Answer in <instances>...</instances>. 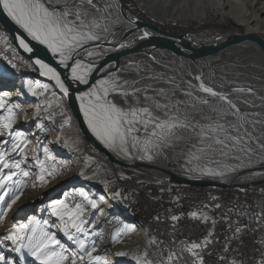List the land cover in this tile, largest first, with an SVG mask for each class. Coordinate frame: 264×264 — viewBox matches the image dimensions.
<instances>
[{
	"label": "bare ground",
	"instance_id": "6f19581e",
	"mask_svg": "<svg viewBox=\"0 0 264 264\" xmlns=\"http://www.w3.org/2000/svg\"><path fill=\"white\" fill-rule=\"evenodd\" d=\"M122 1L125 4L124 0ZM137 1L138 6L142 11H145L147 17H151L159 23L171 25L174 24L175 14L173 12V7L175 5H190L193 3L195 4V2H208L207 0H174V4H168L165 8L158 0H150V2L149 0ZM98 2L101 6H103L104 3L112 6L113 20L109 21L112 34L107 35V42L101 44L99 49L95 48V42H91L87 46L88 50L95 52L94 56L88 57L87 52L80 53L79 58L81 60L86 63L91 61L94 65L93 72L89 78L93 76L98 63L108 53L122 50L123 47H120L121 44L126 48L133 46L134 48H140L139 51H133L123 56L116 66L114 64L108 68H104L101 71L102 77L100 78L112 76L118 78L121 83L127 81L132 87L148 89L146 93H136V99H133L131 95L128 96L127 100L129 104L138 107H148L155 116L163 117L164 110L158 109L155 102L158 100L161 102L166 101L164 97L158 95L154 90L163 89L165 96L171 97L173 101L188 100L189 98L184 95V91L193 90V88L197 89L194 91V96H205L206 94L198 91V85L201 81H197L195 77L200 76L202 82L206 86H210L217 91L230 93L229 99L234 100L242 112L258 113L259 115L252 119L262 122L255 125V131L249 126V131L252 132L254 137V142L250 145L254 150L252 153L221 150L217 148L215 152L197 153L201 156V159L199 161L193 160L191 165L187 163L189 148L191 145L196 144L198 139L196 134L192 131H180L178 135L181 138L176 140L172 147H166L154 153V159L152 161L125 158L117 152L106 148L99 140L98 141L117 159L131 165L130 168L134 169L131 171L134 172L137 177H139V174H143L145 178L153 176L161 179L163 174L160 170H165L189 179L206 180L229 185L236 184L242 185L243 187L246 185H258L260 183L264 187V149L260 147V145H264V55L261 50L253 43L236 44L210 57L190 62L188 59L177 57L168 51L151 48L137 34L121 41V37H123L127 31L131 32V24L126 21L118 4L114 0H98ZM217 2L222 11H225L229 16L236 17L238 20H234V22L245 28L242 33L236 30L226 32L252 34L264 42V0H217ZM125 6L128 8L126 4ZM130 11L133 12L132 10ZM135 15L138 16L137 14ZM143 21L150 26L158 28L149 23L148 20ZM188 33H190L188 37L175 41V46L182 52L192 53L194 49L215 42V36L211 30H200ZM7 38L8 37H6V39ZM7 42H9V40L5 43ZM36 43L38 44V42ZM40 46L47 51L43 45ZM50 55L52 56L51 53ZM34 61L35 58L32 59V62ZM54 62L58 64L56 59H54ZM60 69L58 73L65 83L71 86L78 83L70 79V69L63 66H60ZM34 70L35 72L31 73V75L25 73V76L20 77L4 76L0 74V101L6 104L4 109H0V117L7 115L8 107L13 108L15 120L12 125V131L13 133L20 132L27 141L26 155L28 160L25 169H28L30 172L28 177H21L26 179L29 186L21 196L20 202L10 211V213H12L17 207L20 208V210L14 213L13 219L17 222H13V225H17L19 224L18 221L23 220L25 221H23L22 224H29L30 218L32 221H40L41 218L43 220L56 219L57 217L51 215V209L49 207L52 201L59 200V193L54 192L61 186L67 187L62 193L61 199L67 196L68 202L72 204L73 202L82 201V197L79 196V190H83L91 199L97 201L100 209H103L102 213L91 208H88L85 212L86 214H91V212L96 214V216L93 217V224L96 225L99 222L101 226L96 234L108 239V242L102 245L109 246L115 244L112 249L114 254L118 251L126 253V255L122 257L116 256V258H120L119 260H115L117 264H135L133 257L141 255L146 248L148 254L151 256L154 254V250L147 240V233L140 226L132 223L123 212L122 214L125 218L117 216L120 214L114 213L115 210L113 211L112 209L114 202L106 197L108 194V187L105 185L108 184V181L105 172H103L101 167L96 163H93V165L86 163L83 157L84 154H82L86 150V142L78 129L77 122L74 120L67 106L64 94L55 86L54 81L40 74L39 66L36 65ZM96 82L94 84H96ZM90 87L81 92L87 91ZM249 87L253 89L254 94L249 95L232 91L234 88ZM41 89L49 91V93L44 99L40 100L38 99V90ZM29 92L37 93V95L31 96ZM4 93L8 95L5 96ZM146 97L148 98L146 99ZM110 98L117 104L125 106L124 97L113 93ZM209 99L211 101L210 105H197L192 107L181 103L179 105L180 111L189 118L204 122L202 120L204 117L216 118L218 113L212 111V108H216L219 112H226L229 110L228 106L223 102H219L210 97ZM242 101H248L249 103L245 104ZM77 102L80 108V102ZM249 104H255L256 107H250ZM60 108L71 116L69 123L71 133L69 135L62 134L57 130L55 120L48 121V115ZM17 112H21V114L17 115ZM81 115L87 126L82 112ZM32 119H36L37 123L35 128L30 132L28 131L27 120L32 121ZM226 120L233 121L234 118L229 115L226 117ZM44 136L49 138H46L47 142L44 147H47L49 153L55 158L54 161L56 163L54 166L57 169L58 177L49 178V183L47 182L44 184L42 189H38V186L32 188L34 182L38 183L37 176L40 174V169L36 164L35 157H41L40 155L44 154V147L41 154L36 151V148L38 142H40ZM5 141L7 142V149L10 150L11 140L8 132L5 133L4 137H0V152L6 150ZM58 143H62L65 147L62 148ZM222 151L226 154H222ZM68 154L69 156L65 157ZM18 155L19 154L14 155L13 159L17 161L20 160L21 157L18 159ZM135 155L137 154L134 152L133 156ZM233 157H239V159H234ZM226 165L236 167L237 170L235 172H226V175L223 177H211L202 175L199 171L193 172L189 170L190 167H210L213 169L226 170ZM117 168L121 172L119 173L116 170L119 177L127 176L119 166H117ZM59 182L61 184H59ZM51 195L50 201L47 200ZM101 197H103V199H101ZM166 211L170 216L185 215V208L168 207ZM228 214L230 217H235V210H228ZM104 217H107V219H104ZM127 226L133 227L134 230L127 234H121L120 229ZM94 228H96V226H94ZM174 228H182V219L174 221ZM114 237H119V242H117ZM226 238H229V231L218 232V239ZM174 241L178 247H182L185 244L184 239H179L176 233H174ZM71 246L75 247L74 245ZM7 251L11 256L12 264H20L18 258L21 259V262H24L23 259L27 253L26 249L20 252L13 251L12 249ZM68 252H71L69 248ZM202 256L204 264L208 263V256ZM237 262L240 264L241 260H237Z\"/></svg>",
	"mask_w": 264,
	"mask_h": 264
},
{
	"label": "snow or ice",
	"instance_id": "6c2138e0",
	"mask_svg": "<svg viewBox=\"0 0 264 264\" xmlns=\"http://www.w3.org/2000/svg\"><path fill=\"white\" fill-rule=\"evenodd\" d=\"M0 12L6 14L23 33L27 34L31 40L43 45L52 57L57 60L58 65L70 69V79L79 84L88 85L89 77L93 72L94 65L91 61L87 63L79 58L81 52H87L88 57L95 55L94 51L88 50V45L95 42V48L107 42V35L111 33L109 21L113 20L112 6L104 3L100 5L98 0H0ZM133 23V21H129ZM150 34L144 32L141 38H146ZM19 46L28 53L33 52V48L25 42V39L17 37ZM124 47V45H120ZM34 64L39 66L40 74L49 77L55 82V86L64 94L69 96L70 86H66L61 75L56 68L37 58ZM13 67L16 65L13 64ZM198 91L206 94L205 96H194L193 90L184 91V95L189 99L185 101H173L171 97H166L164 90H154L158 95L165 98L166 102L156 101V107L164 110L163 117L155 116L148 107H138L128 103L127 97L132 96L136 99V93L147 92V88H135L127 81L121 83L118 78L109 76L99 79L87 91L81 92L76 96L80 102V110L84 120L92 134L106 148H109L125 158H136L140 160L152 161L154 153L166 147H172L174 142L181 137L178 133L182 130L192 131L197 136V143L191 145L188 152L187 163L192 164L193 160L199 161L201 156L197 153L215 152L217 148L221 150L252 153L250 147L254 142L249 126L255 131V125L261 121L252 119L258 113H244L238 104L229 99L230 93L214 90L206 86L200 76H196ZM135 83V82H134ZM233 92L254 94L253 89L234 88ZM116 93L124 97L125 106L114 102L110 96ZM35 94V93H34ZM7 96V93H4ZM210 98L223 102L228 106V111L219 112L216 108L211 110L217 112L216 118L204 117L201 122L189 118L181 113L179 105L195 107L197 105H210ZM148 97H146L147 99ZM248 104V101H242ZM256 107L255 104H249ZM6 104L0 101V109H4ZM232 116L233 121L226 120L227 116ZM15 120L13 108H7V115L0 117V137L5 133L11 140V149L0 152V222L7 215L8 210L20 199L21 190L25 181L18 177H28L30 172L22 165L27 163V141L20 132L12 131ZM67 123V121H65ZM39 127V126H38ZM264 149V145H260ZM137 155L133 156V153ZM11 153V154H10ZM19 154L20 160L13 159L14 155ZM222 154H226L223 153ZM45 159L35 157L36 164L39 166L40 174L37 181L40 186L48 182L49 178L55 177L57 169L54 166L46 167V162L54 161V157L44 147ZM239 159V157H233ZM226 170L213 169L210 167H190L189 170L199 171L202 175L211 177H223L226 172H235L236 167L225 166ZM37 183H33L36 187ZM107 187V184L105 185ZM121 193L113 192V198L120 196ZM82 201L68 202L67 196L64 199L52 201L49 205L51 215L60 221L59 232L75 244L76 250L68 255V248L65 247L54 232L48 220L32 221L29 224L13 225L4 239L11 241L13 251L20 252L27 250L29 256L34 260V264H110V261L96 252L95 244L88 246L85 238L89 235L87 225L90 221L85 217L88 208L103 212L98 207L97 201L91 199L86 192L79 190ZM103 199V197H101ZM213 199H216L213 197ZM86 202V203H85ZM207 208V205H205ZM215 208L219 210L220 204ZM231 211V210H230ZM94 214V213H93ZM238 216L243 215L237 210ZM193 218H198V213L193 211L190 214ZM202 219L207 221L210 217L207 214H200ZM223 218L232 229L233 222L228 213L222 214ZM259 223L264 220V212L254 214ZM158 219V217H157ZM173 221L178 220L177 216H172ZM251 219V217H250ZM215 223V221H213ZM247 225L241 227L237 222L232 237L226 238L228 243L220 256L219 264H238L236 259L228 260V253L233 251L231 241L241 239ZM134 229L131 226L120 229L121 234H127ZM212 233L203 242L186 243L178 247L175 241L163 242L167 244V249L161 246V241H152V245L157 247V251L151 256L147 248L139 256L133 257L135 264H204L202 251L204 246L210 243ZM119 242V237H114ZM59 249V250H57ZM238 251V250H237ZM116 256H125L126 253L118 251ZM87 258V259H85ZM0 264H12L5 254L0 252ZM240 264H243L241 261ZM253 264H264V251L260 253V260H253Z\"/></svg>",
	"mask_w": 264,
	"mask_h": 264
},
{
	"label": "rangeland",
	"instance_id": "374dc122",
	"mask_svg": "<svg viewBox=\"0 0 264 264\" xmlns=\"http://www.w3.org/2000/svg\"><path fill=\"white\" fill-rule=\"evenodd\" d=\"M135 3V7L137 9L136 10V14L138 15V17L140 19H149L148 22L157 26L158 28H160L161 30L165 31V32H169L172 34H184L188 33V32H194V31H202V30H220V31H239V32H243L244 31V26L238 25L237 23L234 22V20H238L236 17L233 16H229L228 14L225 13V11H222L219 7V3L217 2V0H207L208 2L206 3H202V2H195V4H190V5H182V4H178L175 5L173 7V12L175 14V19H174V24H162L159 23L155 20H153L151 17H147L145 11H142V9H140V7L138 6V1L137 0H132ZM161 2V5L164 6L166 8V6L168 4L172 5L174 4V0H158ZM125 3H127V5L132 8L134 5L131 2V0H124ZM150 2V0H149ZM147 21V20H146ZM8 37V35L4 32V30L2 29V27H0V74L1 75H9V76H14V77H20V76H25V73L27 75H31V73L35 72L32 64L26 60L25 58H23L21 55H19L17 53L16 48L13 46L11 39L8 37L6 39V37ZM7 43H5L6 41H8ZM5 41V42H4ZM15 64L16 66L13 67L12 65ZM34 70V71H33ZM36 75V74H35ZM38 99H44V97H46L49 93V91L46 90H38ZM29 94L31 96L37 95V93H33V92H29ZM21 114V112H17V115ZM70 118L71 116H69L68 113L64 112L63 109H57L56 111H54L53 113H50L48 115V121L51 120H55V124H56V128L57 130L62 133V134H67L69 135L71 133V128L69 127V123H70ZM75 120V119H74ZM65 121H67V123H65ZM37 120L36 119H32V121L27 120V125H28V131H32L35 126H36ZM83 137V136H82ZM46 136H44L42 138V140L40 142H38L37 144V148L36 151H38L39 154H41V151L43 149L44 146H46V142H47V138ZM84 138V137H83ZM85 140V139H84ZM86 142V141H85ZM59 144V143H58ZM61 145L62 148H64L65 146L61 143L59 144ZM85 152H83L82 154L83 157L86 160L87 164H92L96 163L97 165H99L101 167V170L103 172H105L106 174V178L108 181L107 187H108V194L106 195V197L109 198V200H112L114 203L112 205V209L114 211V213L116 214H120L117 216H123L122 212L124 214H126L128 216V219H130V221L138 226H140L146 233H147V240L148 242H150L151 247L154 250V253L158 250L156 249L157 247H154L152 245V241H161L162 244L161 246L165 248V250L167 249V244L163 243V242H169V241H174V221H173V226L170 225L169 221L166 219H171V216L168 214V212L166 211L168 207H165V205L162 203L161 200L158 201H150V200H146V198H143L140 194H136L135 193V188H145V185H143L142 183L139 182H126L125 178L119 177L117 175V171L119 173H121L119 171V169L117 168V166H114L112 164L109 163V161L101 154L97 153L93 148L89 147L86 143L85 146ZM55 152V150H54ZM40 159L44 160L45 156L44 154L40 155ZM69 156L66 155L65 157ZM20 155H18V159H20ZM55 161H48L46 162V166H52L53 164L55 165ZM23 165L22 167L26 168ZM121 168V167H120ZM126 174L131 173L130 170H134L131 169L127 170V169H123L121 168ZM28 170V169H26ZM117 170V171H116ZM31 171V170H30ZM137 171V170H135ZM35 172V171H33ZM118 173V174H119ZM55 176L58 177V174H56ZM22 180L25 181V184L21 190V194H20V198L21 196L24 194L25 189L29 186L28 182H26V179L18 177ZM125 179V180H124ZM49 183V182H48ZM51 183V182H50ZM59 184H61L59 182ZM38 189H42V186H39V182L37 183ZM36 186V187H37ZM62 187V186H61ZM57 189L54 193L58 192L60 197L59 199L62 198V193L65 191V189H67V187H62V188ZM135 187V188H134ZM33 188V186H32ZM35 188V187H34ZM111 188V189H109ZM23 191V192H22ZM113 192H119L121 193L120 196H117L115 198H113ZM50 197H48L47 200L50 201ZM145 197V196H144ZM20 202V199L17 200V202L12 206V208L10 210H8L7 215L4 217L3 221L0 222V252H2L3 254L6 255L7 259L9 261H11V256L8 254L9 252L7 250H13V245L11 244V241L5 240L4 237L5 235L8 233L9 230H11L13 228V222H17L15 221L14 218V213L17 212V210H20L19 207H17L14 212L10 213V211ZM155 202V203H153ZM112 204V203H111ZM140 204H144V205H150V204H154V206L152 208H149L152 214L151 216L147 215L146 210L144 207L140 206ZM39 205V204H38ZM163 205V207H162ZM0 207H4L3 205H0ZM148 209V210H149ZM161 210H164L163 215L164 218H161ZM85 217H87V219L90 221V223L86 226L87 230L89 232V235L87 237H81V238H85L86 239V243L88 246H91L92 244H95L96 247V252L94 253V255H100L103 258H106L107 260L110 261V264H117V262L115 261L116 259H120V258H116V255L113 253L112 249L114 248L115 244H111L109 246H103L102 244L105 242H108L107 238H103V236H98L97 230L101 227L99 222L95 225L93 224V217L96 216V214L92 213L91 214H84ZM158 217V219H157ZM125 218V217H124ZM104 219H107V217H104ZM46 220V219H44ZM42 218L40 219L41 224L44 221ZM25 221V220H23ZM23 221H18L19 224H22ZM50 225H56V227H51L50 230L51 232L56 233L57 235V239H59L61 241V243H63L65 245L66 248H69L70 251H75L76 247H72L71 245H74L71 241H68L67 238L63 235V233L59 232V224L60 221L58 218L54 219V220H48ZM154 223L157 224H161L162 225H167L170 228V231L172 232L170 235L165 236V235H158V232L154 229V227H152L154 225ZM94 226H96V228H94ZM89 237V238H88ZM64 238V239H63ZM72 247V248H71ZM99 247V248H98ZM59 250V249H57ZM109 250V251H106ZM71 252H68V255H71ZM19 259V263L20 264H34V260L31 256L28 255V253H26L23 261L21 262V259ZM87 259V258H85ZM79 263V262H78Z\"/></svg>",
	"mask_w": 264,
	"mask_h": 264
},
{
	"label": "built area",
	"instance_id": "2783aa9c",
	"mask_svg": "<svg viewBox=\"0 0 264 264\" xmlns=\"http://www.w3.org/2000/svg\"><path fill=\"white\" fill-rule=\"evenodd\" d=\"M122 178H125L126 182L145 185L144 189L134 188L135 193L146 200H161L165 207L185 208V215L177 216L182 219V228H174L176 236L184 239L185 244L203 242L208 234L212 233L210 243L204 246L202 251V255L208 256V263L205 264H219L228 240L218 239V232L229 231V237H232L237 222L241 227L247 225V229L241 239L231 241L233 251L228 253V260H241L243 264H253V260H260V253L264 251V220L258 223L254 214L264 212L263 185H246L236 189L187 187L166 183L153 176L145 178L143 174H139L137 177L132 171ZM216 204L221 205L219 210L215 208ZM228 210H235V217H231L232 229L222 215L228 213ZM237 210L243 215L238 216ZM193 211L198 213V218L190 215ZM200 214H207L210 219L205 221ZM161 218L164 219L163 212ZM166 220L173 226L172 219Z\"/></svg>",
	"mask_w": 264,
	"mask_h": 264
},
{
	"label": "water",
	"instance_id": "95a60500",
	"mask_svg": "<svg viewBox=\"0 0 264 264\" xmlns=\"http://www.w3.org/2000/svg\"><path fill=\"white\" fill-rule=\"evenodd\" d=\"M114 1L118 4L120 11L124 16V18L126 19V21L128 22L133 21V23H130L132 27L131 32L127 31L124 34V36L121 37V41H124L135 34L139 35V37H142L144 32H148L150 35L146 38H142V40L146 42L148 46H150L151 48L168 51L177 57L186 58L190 62H195L197 60L210 57L227 47L242 43H253L261 50V52L264 55V42L255 35L240 34L236 32H226V31L212 30V29H209V31L211 30V32H213L215 36V42L207 46L194 49L192 53L182 52L181 50H179L178 47L175 46V41L182 40L185 37H188L190 33L173 35L163 32L158 28L148 25L146 22L143 21V19H140L138 16H136L125 6L122 0H114ZM0 25L4 30V32L8 35V37L11 38L12 44L16 48L17 53L22 57H24L29 62H31L34 69L36 68V65L34 64V62H32V59L40 58L45 63H48L50 66L56 68L57 72H60L61 70L60 66H58V64L54 62V59L50 55V53L45 51L35 41L31 40L30 37H27V34L23 33V30L19 29L18 26H16L12 21H10V19L7 18L6 14H3L2 12H0ZM17 37L25 39V42L28 43L29 46L33 48V52L32 53L25 52L18 45ZM139 49L140 48H134L133 46H131L130 48L123 47V49L118 52L108 53L98 63L96 71L94 72L93 76L89 78L88 85L76 83L74 86H71L66 83V86H70L69 96H65L67 106L70 109L73 118L77 122L78 129L82 134V136L84 137L87 145L93 148L97 153L103 155L109 161L110 164L114 166H119L127 170H130L131 165L117 159L114 155H112V153L108 149H106L94 137L92 132L86 126V124L82 119L80 108L76 100V95L81 91L85 90L86 88L90 87L97 80H99L102 77L101 71L104 68H108L114 64L116 66L123 56L133 51H139ZM160 172L163 174V177L161 178L163 181L180 186L218 188V189L219 188L236 189L243 187L242 185H236V184L229 185V184H222V183L206 181V180L189 179L165 170H160ZM259 185L261 184L259 183L258 186Z\"/></svg>",
	"mask_w": 264,
	"mask_h": 264
},
{
	"label": "trees",
	"instance_id": "16d2710c",
	"mask_svg": "<svg viewBox=\"0 0 264 264\" xmlns=\"http://www.w3.org/2000/svg\"><path fill=\"white\" fill-rule=\"evenodd\" d=\"M131 2L133 3V7L132 8H130L128 5H127V3H125L127 6H128V8L130 9V10H132L135 14H136V10L135 9H137L135 6V3L131 0ZM144 20H149V19H144ZM0 27H1V25H0ZM109 189H111V188H109ZM153 203H155V202H153ZM140 206H142V207H144L145 208V210H146V213H147V215L146 216H148V215H150L151 216V212L150 211H152V210H150L149 208H152L153 206H154V204H150V205H144V204H140ZM162 207H163V205H162ZM149 209V210H148ZM162 212H164V210H161ZM149 217V216H148ZM152 227H154V229L158 232V235L159 236H161V235H165V236H168L169 234H171L172 232L170 231V228L167 226V225H162L161 226V224H157V223H154V225L152 226ZM173 236H174V234H173Z\"/></svg>",
	"mask_w": 264,
	"mask_h": 264
}]
</instances>
